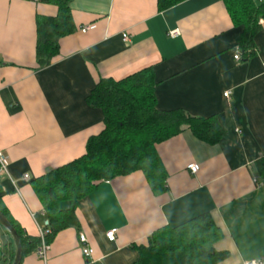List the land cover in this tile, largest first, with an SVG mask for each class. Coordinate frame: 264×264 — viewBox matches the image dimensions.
Segmentation results:
<instances>
[{
	"label": "crops",
	"instance_id": "crops-1",
	"mask_svg": "<svg viewBox=\"0 0 264 264\" xmlns=\"http://www.w3.org/2000/svg\"><path fill=\"white\" fill-rule=\"evenodd\" d=\"M69 8L74 31L40 68L36 19L54 17L56 8L0 0V152L7 157L0 189L27 236L39 238L47 224L31 181L82 156L88 139L103 129L102 111L87 104L98 80L151 68L159 111L211 118L224 136L211 145L183 128L156 144L166 173L161 193H153L141 172L99 183L78 201V225L57 233L45 259L34 251L20 264H134L137 249L155 232L202 215L221 233L214 250L227 254L214 264L264 263V183L255 170L264 158V20L255 56L235 61L243 28L221 0H186L162 12L157 0H71ZM89 25L95 28L81 33ZM190 164L198 165L196 174ZM110 230H116L114 242L105 237ZM0 239L2 247L10 242L1 228Z\"/></svg>",
	"mask_w": 264,
	"mask_h": 264
},
{
	"label": "trees",
	"instance_id": "trees-1",
	"mask_svg": "<svg viewBox=\"0 0 264 264\" xmlns=\"http://www.w3.org/2000/svg\"><path fill=\"white\" fill-rule=\"evenodd\" d=\"M71 0H38L56 8L51 18L37 17L35 57L38 67H47L59 52V40L74 31L69 3ZM186 0H157L159 12ZM233 24L243 28L237 38L239 61L256 54L254 37L264 20V2L221 0ZM156 86L151 68L143 69L122 80L100 79L87 98L91 108L103 114V129L86 143L85 153L61 167L47 171L31 181V187L46 217L43 241L49 244L59 233L78 225L75 209L78 201L89 195L101 182L141 172L153 193L164 190L166 173L155 145L178 135L187 128L198 140L214 145L224 136L213 119L191 117L181 110L163 112L155 106ZM257 179L264 183V158L255 162ZM0 213L16 231L22 248L21 259L33 253L40 238L27 236L9 216L2 203ZM4 232V231H3ZM219 229L208 215H202L174 228L155 232L147 247L137 249L134 264H214L227 254L217 252L213 244ZM14 245L3 246V264H11Z\"/></svg>",
	"mask_w": 264,
	"mask_h": 264
},
{
	"label": "built area",
	"instance_id": "built-area-1",
	"mask_svg": "<svg viewBox=\"0 0 264 264\" xmlns=\"http://www.w3.org/2000/svg\"><path fill=\"white\" fill-rule=\"evenodd\" d=\"M94 28H95L94 25H89V26H86V27L82 28L80 31H81V33H85L87 31L93 30ZM177 34H178L177 32H171L170 36L174 37ZM122 40L123 41H127L128 40V36L126 34H123L122 35ZM233 58H234L235 61H239V59H240L239 53L237 52L234 55ZM228 94L229 93L226 92L225 94H223V96L225 98H227ZM6 161H7L6 155L0 152V176L7 174ZM187 169L189 170V172L191 174H196L198 172V170H199V167L196 164H190L189 166H187ZM24 180L28 181L27 176H24ZM47 233H48L47 230H43V231L40 232L39 238L41 240V244L34 252L35 255L39 259H42V260L45 259L46 252L49 249V246L47 244H45L44 241H43L44 235H46ZM115 234H116V230H110V231L106 232L105 237H106L107 241L108 242H114ZM78 240H79V243L81 244V252H82L83 256L86 257V258H89V256L91 255L92 251L87 246V241H86L85 236L83 234H80L79 237H78ZM243 264H264V263L261 262V261H254L253 260V261H246Z\"/></svg>",
	"mask_w": 264,
	"mask_h": 264
},
{
	"label": "water",
	"instance_id": "water-1",
	"mask_svg": "<svg viewBox=\"0 0 264 264\" xmlns=\"http://www.w3.org/2000/svg\"><path fill=\"white\" fill-rule=\"evenodd\" d=\"M0 228L4 231V233L11 239L14 245V257L11 264H20L22 257V248L19 241V237L14 230V228L9 224L7 219L3 214L0 213Z\"/></svg>",
	"mask_w": 264,
	"mask_h": 264
},
{
	"label": "rangeland",
	"instance_id": "rangeland-1",
	"mask_svg": "<svg viewBox=\"0 0 264 264\" xmlns=\"http://www.w3.org/2000/svg\"><path fill=\"white\" fill-rule=\"evenodd\" d=\"M1 239H0V264L2 262V257H3V247H2V244H1Z\"/></svg>",
	"mask_w": 264,
	"mask_h": 264
}]
</instances>
